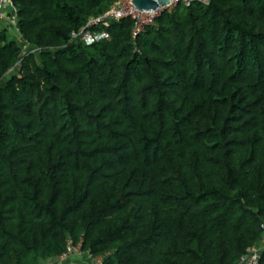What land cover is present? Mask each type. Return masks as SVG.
I'll list each match as a JSON object with an SVG mask.
<instances>
[{"label": "trees", "instance_id": "16d2710c", "mask_svg": "<svg viewBox=\"0 0 264 264\" xmlns=\"http://www.w3.org/2000/svg\"><path fill=\"white\" fill-rule=\"evenodd\" d=\"M116 1L0 19V264L69 242L88 264H238L264 242V0L87 25Z\"/></svg>", "mask_w": 264, "mask_h": 264}, {"label": "built area", "instance_id": "2783aa9c", "mask_svg": "<svg viewBox=\"0 0 264 264\" xmlns=\"http://www.w3.org/2000/svg\"><path fill=\"white\" fill-rule=\"evenodd\" d=\"M192 2L207 3L208 0H170L166 6H160L155 10H139L134 6L133 0H117L103 15H100L94 20H91L87 25L92 26L95 24H101L107 26L109 20L130 18L133 22L132 35L136 36L140 32H142L146 26L152 25L155 18L161 12L165 10H172L178 5L188 6ZM10 10L14 11L13 0H0V19L10 20L12 25H14L15 17H9L7 15L8 11ZM77 35L81 37L86 45H91L108 37V34L103 29L91 31L86 27L81 29L78 34L73 33V36ZM261 247L264 249V242ZM80 251V244L75 246L71 242H69L67 244V251L59 256L57 260H50L42 264H63L66 260L81 255ZM259 258V248L254 247L249 250V253L247 255L241 257L240 262H243L245 264H258ZM92 263L99 264L100 258H95Z\"/></svg>", "mask_w": 264, "mask_h": 264}, {"label": "water", "instance_id": "95a60500", "mask_svg": "<svg viewBox=\"0 0 264 264\" xmlns=\"http://www.w3.org/2000/svg\"><path fill=\"white\" fill-rule=\"evenodd\" d=\"M170 0H133L134 6L139 10H155L160 6H166ZM238 264H245L239 262Z\"/></svg>", "mask_w": 264, "mask_h": 264}, {"label": "rangeland", "instance_id": "374dc122", "mask_svg": "<svg viewBox=\"0 0 264 264\" xmlns=\"http://www.w3.org/2000/svg\"><path fill=\"white\" fill-rule=\"evenodd\" d=\"M9 16V15H8ZM4 25L9 29V32L11 35H15V30L13 28L12 23L10 22V20H3ZM26 46L24 45V49ZM259 248V250L262 249L261 246H257ZM63 264H88V262L81 256H75L69 260H66Z\"/></svg>", "mask_w": 264, "mask_h": 264}]
</instances>
